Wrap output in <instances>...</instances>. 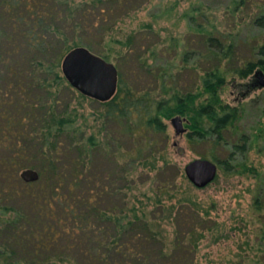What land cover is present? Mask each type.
Returning <instances> with one entry per match:
<instances>
[{
    "label": "trees",
    "instance_id": "16d2710c",
    "mask_svg": "<svg viewBox=\"0 0 264 264\" xmlns=\"http://www.w3.org/2000/svg\"><path fill=\"white\" fill-rule=\"evenodd\" d=\"M106 1L0 0V137L5 141L2 146L0 139V147L5 152L1 164L11 169L3 179L18 184L20 180L14 171L21 166H32L38 174L35 191H24L22 195L26 200L31 198L29 217H25L18 227L14 223L3 227L6 243L0 251V264H47L49 256L42 251L51 247L57 251L62 249L59 244L51 245L55 238L67 244L70 241L72 250L85 249L86 258L94 264L107 260L104 253L122 260L131 259L122 238L133 241L139 232H144L142 236L155 243L160 238L155 217L147 219L132 202L129 192L120 189V186L133 183V170L128 171L121 161L131 159L148 164L156 177L172 170L173 164L163 160L159 155L162 151L157 152L158 146L149 143L147 138L148 135L162 136L165 141L163 118L174 115L188 117L186 138L189 143L223 142V132L234 126L239 110L220 104L218 91L226 84L228 76L243 79L257 68H264L263 59L241 60L243 62L238 64L240 58L233 41L224 42L203 30L199 39L201 91H184L172 85L165 79V70H153L145 60L137 57L139 68L150 74L157 93L150 88L134 92L122 82L120 70L116 68L117 84L113 96L98 103L100 125L95 133L84 136L82 123H77V117L68 110L66 103L70 96H75L60 73L59 63L63 54L75 46H84L106 59V53L84 39L91 28L99 34L109 29L108 24H103L105 19L101 18L99 28L93 27V21L101 16ZM108 1L122 5L130 0ZM254 22L264 25V16ZM258 49L264 55V45ZM203 95L205 101L195 106L196 100ZM78 97L83 98L81 94ZM108 123L117 126L120 135H126L142 146L129 153L107 150L112 139L109 132H105L107 136L102 140L97 135L105 131L104 126ZM141 139L147 143H140ZM148 149L149 153L145 154ZM94 154L116 165V170L110 174L119 182L116 206L102 207L104 187L94 186V191L86 186L98 182L89 164ZM204 157L218 160L213 153ZM159 160H162L161 164ZM173 187V178L163 176L156 187L158 202ZM51 203L54 212L48 209L46 212L43 206ZM254 204L257 210L262 208L258 198ZM181 206L178 211H184L185 206ZM16 212V216L21 214L19 210ZM192 218L196 219V216ZM64 233L66 235L61 239ZM186 237L189 246L186 247L176 235V241L166 254L183 247L184 251L193 249L201 236L195 235L190 224ZM260 238L264 240V225ZM20 260L24 262L20 263Z\"/></svg>",
    "mask_w": 264,
    "mask_h": 264
},
{
    "label": "rangeland",
    "instance_id": "374dc122",
    "mask_svg": "<svg viewBox=\"0 0 264 264\" xmlns=\"http://www.w3.org/2000/svg\"><path fill=\"white\" fill-rule=\"evenodd\" d=\"M102 7L101 16L98 15L93 21V27L99 28L101 18L105 19L103 24H108L109 29L99 34V31L91 28L84 39L92 41L94 48L98 47L107 54L105 60L120 70L122 82L136 93L147 88L157 93L150 74L146 69L139 68L137 57L145 60L153 70H165L168 78L165 79L171 81L172 85L184 91H201L198 81L199 39L203 30L224 42L233 41L240 58L238 64L243 62L241 60H264V55L258 49L264 45V25L254 22L256 18L264 16V0H130L122 5L107 0ZM262 76L264 68H257L243 79L228 76L226 84L218 91L220 104L239 110L234 126L223 132V142L215 144L212 140L189 143L186 138L189 131L187 125L190 123L188 117L174 115L163 118L165 141L162 136L148 135L147 138L149 143L158 146L157 152L159 149L162 151L159 155L163 160L173 164L172 170L156 177L148 164L143 165L131 159L129 163L121 161L124 168L133 170V183H128L127 187L120 186L121 191L129 192L128 196L147 219L155 217L160 238L155 243L151 242L142 236L144 232L136 234L133 241L122 238L132 258L122 260L104 253L107 260L101 264H264V240L260 238L264 225ZM71 90L75 97L70 96L68 99V110L77 117V123H82L84 136L95 133L100 125L99 102L85 96L80 98L77 91ZM205 99V95L201 96L194 105L203 103ZM175 116L183 121V133H175L171 123ZM104 127L105 131L97 137L102 140L107 136L105 132H109V138L112 139L107 150L117 149L129 153L142 146L126 135H120L114 124L108 123ZM0 139L3 146L4 138ZM146 141L141 139L139 142ZM210 153L218 159L214 161L217 164L216 177L207 186L196 188L185 176L184 166ZM4 155L0 147V251L6 243L3 227L14 224L18 227L32 210L31 198L26 200L22 196L23 192L33 193L36 188V181L23 182L18 176L24 168L36 170L32 166H21L14 171L20 180L18 184L13 185L8 183L10 180L3 179L11 170L1 164ZM90 161L91 167L88 166L98 177V182L86 186L104 187L102 207H110L111 204L116 206L119 182L110 176L116 170L115 163L101 159L97 154ZM158 162L161 164L162 160ZM163 176H171L175 187L169 188L168 193L160 197L161 202H158L156 187ZM58 193L62 195V192ZM255 198L262 203L260 210L256 209ZM180 205L185 206L184 211H178ZM50 206L45 204L43 207L46 212L48 209L52 213L55 207L52 203ZM18 210L21 216H16ZM190 224L195 229V235L201 236L194 248L184 251L183 247L166 254L165 251L176 241V235L186 247L189 246L186 233ZM65 235L62 234L61 239ZM55 244H59L62 249L57 251L51 247L42 251L49 256L47 264H94L86 258L85 249L72 250L70 241L67 244L55 238L51 245Z\"/></svg>",
    "mask_w": 264,
    "mask_h": 264
},
{
    "label": "water",
    "instance_id": "95a60500",
    "mask_svg": "<svg viewBox=\"0 0 264 264\" xmlns=\"http://www.w3.org/2000/svg\"><path fill=\"white\" fill-rule=\"evenodd\" d=\"M59 69L66 83L82 96L104 102L115 92L116 67L84 46L67 50L60 60ZM261 86H264V76ZM171 123L176 134L184 132L183 121L179 116L173 117ZM183 171L192 185L203 188L215 179L217 164L211 159L197 158L188 162ZM18 176L23 182H33L38 178L37 172L31 168L22 169Z\"/></svg>",
    "mask_w": 264,
    "mask_h": 264
}]
</instances>
